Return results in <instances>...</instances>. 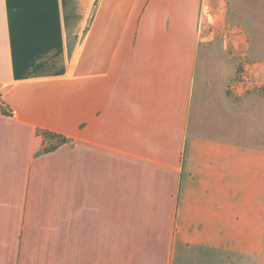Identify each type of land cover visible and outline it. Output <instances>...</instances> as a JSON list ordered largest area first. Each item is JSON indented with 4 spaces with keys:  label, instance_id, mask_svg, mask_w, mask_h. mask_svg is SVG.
<instances>
[{
    "label": "crops",
    "instance_id": "0c3cea01",
    "mask_svg": "<svg viewBox=\"0 0 264 264\" xmlns=\"http://www.w3.org/2000/svg\"><path fill=\"white\" fill-rule=\"evenodd\" d=\"M224 3L0 0V264H264V94L229 96L202 32ZM227 5L264 70V0Z\"/></svg>",
    "mask_w": 264,
    "mask_h": 264
},
{
    "label": "rangeland",
    "instance_id": "374dc122",
    "mask_svg": "<svg viewBox=\"0 0 264 264\" xmlns=\"http://www.w3.org/2000/svg\"><path fill=\"white\" fill-rule=\"evenodd\" d=\"M223 2H225L224 5H214L212 11V16L214 17L215 15L214 22L204 21L202 23V32L211 34L214 41L223 42L228 56L234 62L235 76L229 84V86L233 85V90H229L231 95L236 98H242L249 93L261 96L264 94V70L261 69L262 64L253 59L254 54L252 51L250 54H247L245 49L242 52L237 40L242 34H247L246 27L241 17L233 10V6L227 5V0H223Z\"/></svg>",
    "mask_w": 264,
    "mask_h": 264
},
{
    "label": "trees",
    "instance_id": "16d2710c",
    "mask_svg": "<svg viewBox=\"0 0 264 264\" xmlns=\"http://www.w3.org/2000/svg\"><path fill=\"white\" fill-rule=\"evenodd\" d=\"M227 94L233 97L235 101H238L240 99L239 97L236 98L233 95H231V92H229V90L227 91ZM39 134L43 137V142H48V146L43 149L44 152L52 151L57 146L65 144L67 142L66 138L52 132L39 131Z\"/></svg>",
    "mask_w": 264,
    "mask_h": 264
},
{
    "label": "built area",
    "instance_id": "2783aa9c",
    "mask_svg": "<svg viewBox=\"0 0 264 264\" xmlns=\"http://www.w3.org/2000/svg\"><path fill=\"white\" fill-rule=\"evenodd\" d=\"M234 87H235V84H234ZM228 90H233V85L229 86Z\"/></svg>",
    "mask_w": 264,
    "mask_h": 264
}]
</instances>
